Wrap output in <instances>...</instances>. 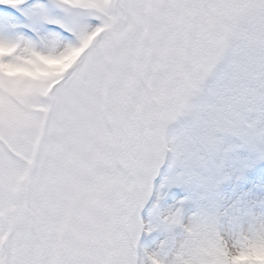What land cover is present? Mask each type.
<instances>
[{"label": "snow or ice", "instance_id": "snow-or-ice-1", "mask_svg": "<svg viewBox=\"0 0 264 264\" xmlns=\"http://www.w3.org/2000/svg\"><path fill=\"white\" fill-rule=\"evenodd\" d=\"M0 264H264V0H0Z\"/></svg>", "mask_w": 264, "mask_h": 264}, {"label": "rangeland", "instance_id": "rangeland-1", "mask_svg": "<svg viewBox=\"0 0 264 264\" xmlns=\"http://www.w3.org/2000/svg\"><path fill=\"white\" fill-rule=\"evenodd\" d=\"M0 51H3V49H0Z\"/></svg>", "mask_w": 264, "mask_h": 264}]
</instances>
